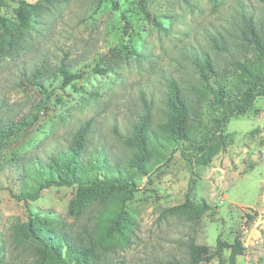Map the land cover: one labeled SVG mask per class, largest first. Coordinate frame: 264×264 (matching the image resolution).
Returning a JSON list of instances; mask_svg holds the SVG:
<instances>
[{
	"label": "rangeland",
	"instance_id": "1",
	"mask_svg": "<svg viewBox=\"0 0 264 264\" xmlns=\"http://www.w3.org/2000/svg\"><path fill=\"white\" fill-rule=\"evenodd\" d=\"M39 1L0 0V15L13 26L21 4ZM249 23L264 40V0H53L18 46L7 50L0 34V131L41 106L0 152V264H63L26 234L29 210L60 217L79 236L93 232L102 205H72L74 183L47 186L27 203L14 196L35 185L38 171L58 167L87 122L84 165L120 169L137 184L126 207L128 240L99 248L106 264H186L191 243L214 253L218 237L232 242L236 233L245 247L237 263L264 264V96L255 115L229 119L224 148L208 164L195 161L221 113L213 92L238 91L239 62L261 65ZM61 67L81 77L63 85ZM173 86L186 101L187 139L171 136ZM143 122L147 175L132 167L138 150L126 142ZM189 187L216 212L166 213ZM229 253L200 264H228Z\"/></svg>",
	"mask_w": 264,
	"mask_h": 264
},
{
	"label": "trees",
	"instance_id": "2",
	"mask_svg": "<svg viewBox=\"0 0 264 264\" xmlns=\"http://www.w3.org/2000/svg\"><path fill=\"white\" fill-rule=\"evenodd\" d=\"M53 0H41L36 3H24L16 9L18 23L8 24L6 18L0 15L1 39L6 42V49L18 46L23 33L28 29L34 16L40 15ZM246 37L254 45L260 66H251L246 62L238 63L241 79L238 91L230 95L228 89L220 85L213 92L215 103L221 110L218 117L212 121L211 128L216 132H207L199 143L195 161L206 165L224 148L226 134L225 126L231 117L255 115L258 111L254 102L264 96V40L256 33L253 25H247ZM209 67L211 65L207 63ZM63 78V85L81 77L77 72H71L64 67L59 69ZM171 100L170 131L173 140L187 139L186 120L188 116L184 97L179 94L177 86H173ZM41 106H35L34 113L20 124L6 127L0 131V152L7 140L18 134L24 127L33 125L38 120ZM89 123L81 127L75 144L68 153L62 155L58 167H47L38 171L34 186L24 187L17 199L27 203L39 198L41 191L50 185H67L74 183L76 193L72 205L85 207L93 203H100L102 208L92 217L93 232L86 231L87 236H79L73 228L60 217H43L28 211L26 234L40 240L43 256L60 260L63 264H106L99 253V248H107L112 242L124 243L128 240L132 221L127 211V202L133 199L137 184L133 177L120 169L106 168V164L92 165L88 169L81 160L80 154L84 144ZM126 142L138 150L132 158V167L141 175H147L149 162L147 124L143 122L135 131L134 138ZM189 187L184 201L165 210L171 215H198L203 212L214 214L217 207L211 206L204 198L193 200ZM251 218L250 215H248ZM229 249L228 264H238L237 256L243 254L244 245L239 233L232 242L216 239V250L209 252L206 244L191 243L189 258L186 264L208 263L213 256L221 257L223 249Z\"/></svg>",
	"mask_w": 264,
	"mask_h": 264
}]
</instances>
